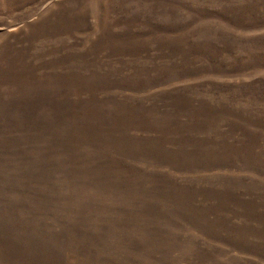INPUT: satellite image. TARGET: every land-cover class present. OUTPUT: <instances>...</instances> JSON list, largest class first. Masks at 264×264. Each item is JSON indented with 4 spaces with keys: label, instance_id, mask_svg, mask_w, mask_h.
<instances>
[{
    "label": "rangeland",
    "instance_id": "rangeland-1",
    "mask_svg": "<svg viewBox=\"0 0 264 264\" xmlns=\"http://www.w3.org/2000/svg\"><path fill=\"white\" fill-rule=\"evenodd\" d=\"M0 264H264V0H0Z\"/></svg>",
    "mask_w": 264,
    "mask_h": 264
}]
</instances>
